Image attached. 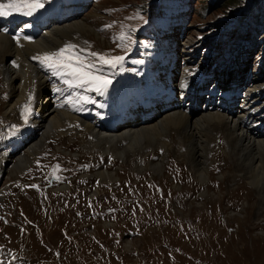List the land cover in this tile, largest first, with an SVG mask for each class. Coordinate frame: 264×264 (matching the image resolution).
Here are the masks:
<instances>
[{"label": "rangeland", "instance_id": "rangeland-1", "mask_svg": "<svg viewBox=\"0 0 264 264\" xmlns=\"http://www.w3.org/2000/svg\"><path fill=\"white\" fill-rule=\"evenodd\" d=\"M153 1L41 0L44 6L25 15L22 21L38 26L45 18H53L60 27L84 21L85 26L92 28L87 35L80 33L85 39L73 34L64 39L56 52L67 49L66 55L78 57L85 71L109 81L107 86L111 85L113 92L124 84L123 75L137 76L143 71L145 75L148 60L158 56L166 47L165 41L172 39L173 48L181 54L177 78L181 75L195 87L203 80L207 92L227 93L229 101L251 99L264 103V55L258 56L264 37L255 39L259 46L255 43V49L247 50L248 33L254 32L247 29L246 38L237 49L224 51L237 38L232 36L231 28L243 33L250 21L246 18L243 26L247 27H241V20L260 0H237L239 6L228 9L220 7L227 0H163L157 10L161 13L147 18L146 10ZM261 7L264 12V0ZM67 11L72 16L64 22L61 18ZM21 13L12 11L5 18L0 16V21L14 24L16 15ZM15 30L24 31L23 22ZM55 36L64 38L59 33ZM225 36L228 41H223ZM18 40L13 41L18 49L28 47L25 41ZM101 57L122 59L105 63ZM31 60L43 74L53 77L57 83L50 85L57 84L54 87L59 90L58 97L65 96L62 103H74L81 118L89 116L85 113L107 87L97 91L95 83L78 82L68 69L48 70L38 59ZM78 61L72 62L78 65ZM7 64L13 71L21 69L17 64ZM1 68L0 162L9 150L16 148L10 139L28 129L32 117H36L32 101L37 93L34 88L39 85L33 83L30 92H26L28 98L19 102L24 105L17 103L14 115L7 117L10 87ZM150 81L146 79L137 90V98L153 91ZM175 84L176 96L187 93L179 81ZM218 95L217 106L224 102L222 94ZM80 123L82 120L73 126L69 122L59 137L43 138L37 154L15 176L11 166L5 172L0 170V264H264V202L258 199L261 191L253 190L248 180L241 177L245 176L238 166L242 162L237 163L238 150L227 130L214 137L211 147H205L203 162L209 179L202 184L196 178L190 148L176 131L164 135V139H155L153 144L141 145L145 149L135 147L139 156L134 153L130 157L132 153L126 152L119 157V152H110L109 145L102 149L109 150L107 155L100 149L103 143L98 147L94 135L109 133L96 130L88 134ZM36 131L45 134L41 120ZM261 137L264 139L262 135L254 138ZM117 144L121 146L118 149H125V142ZM25 149L19 148L23 154ZM102 169L114 172L116 178L99 181L94 174ZM236 178L239 180L226 181ZM205 192L209 194L202 195Z\"/></svg>", "mask_w": 264, "mask_h": 264}, {"label": "bare ground", "instance_id": "bare-ground-1", "mask_svg": "<svg viewBox=\"0 0 264 264\" xmlns=\"http://www.w3.org/2000/svg\"><path fill=\"white\" fill-rule=\"evenodd\" d=\"M20 13V15H16L14 24L5 25L0 21V69L2 70L1 67L3 66V71L6 72V80L10 87V100L6 103L5 115L7 117L14 115V108L17 103L23 102L25 98L27 99L29 95L27 96L26 92L29 91V87L33 86V83L38 82L39 85H36L34 88L37 89V93L32 101L33 114L36 117L32 114L33 119H30V127L10 139L14 141V147L16 146V148L9 150L4 156V159L0 162V170L4 169L5 172L11 166L9 169L14 172L15 176L16 172L25 169L31 156L37 154L39 144L41 146L46 137L47 139L59 137L64 134L62 132L69 122L75 126L77 121L82 120L83 129L88 134L95 133L96 130L98 132L104 130L106 133H109V135L104 134L105 136L94 135L97 139L98 147L100 148V145L103 143L104 147L100 148L102 150L106 149L109 145L110 152H119V157H123L126 152L132 153L130 157L134 156V153L138 155L139 150H134L135 147L153 144L155 139H164V135H167L172 130L176 131L182 137L184 145L189 146L190 153L195 159V170L196 174H198H195L196 178H199L200 182L205 184L209 179V171H207L203 162L205 147L207 144L214 143V137H218L227 130L228 136L230 135L231 141L235 143L234 145H236L238 150L237 160H239L237 163L239 161L242 162L238 163V166L244 170L243 173L245 174V176L241 177H245L248 180L253 190L256 192L258 190L261 191L258 199L264 202V139L262 137L261 139L254 138L259 135L264 136V113L262 112V108L257 106L256 102L250 99L246 103L238 104L235 101H231L229 103L223 102L217 106L215 98L218 96V93L222 94L223 99L226 98V93H221V91L217 90L207 92L203 86V80L195 87L190 82L191 80L185 79L181 75L177 78L179 72L178 59L181 54L177 50L175 51L173 48L175 41L171 39L170 41H165L166 47H163L158 52V56L148 60L145 75L138 77L131 74L123 75L124 85L120 86L115 92H112V87L102 91L100 99L85 113V115L89 114V116H84L85 119L81 118L77 113L78 107L74 103L67 100L66 103L68 105L62 103L65 96L63 98L58 97L59 90L54 87L57 84L54 86L50 85V82H57L53 80V77L46 75V73L43 74L39 70L40 67L38 68L31 58L38 59L44 66L48 67V64L42 59L46 53L56 52V48L65 43L64 39L72 38L73 34H79L80 40L85 39L81 34L87 35L91 32L92 28L90 30L85 26L84 21L74 23L71 26L65 25L60 27L58 26L59 22L53 18H45L38 26H33L29 22L22 21V18H26L27 16L25 17L26 14L23 11H20ZM71 16L70 12L67 11L66 14H63L61 20L65 22ZM22 22L24 31H16L15 26ZM70 31L79 33H69ZM58 33L59 35H64V38H57L55 35ZM34 38L37 39L34 41ZM16 39L25 41L28 47L26 49H18L13 44V41ZM17 55L19 57L25 56V58L20 60ZM8 62L11 65L17 64L21 69L13 71L12 66L10 67L7 64ZM235 73H238V71ZM149 78L151 79L150 84H152L153 91L148 95L145 94L141 99L137 98V90ZM176 81L181 83V87L187 91L186 94L181 92L179 93V97L176 96L178 87V84H175ZM227 82L225 86H227ZM218 88L221 89L220 86ZM30 90L33 91L31 88ZM205 95L207 97L204 100ZM43 99L48 103L47 105H44ZM21 105H24V103ZM196 112H199V114H196ZM40 120L45 128V134H41V130L40 133L36 131V126L40 123ZM145 122L153 123L143 125ZM136 124L139 127H137L138 125L135 127ZM214 130H217L216 134ZM54 131L57 133L51 134ZM212 135L213 138H211ZM124 142L125 147L123 148L125 149H118L121 146L117 143L121 144ZM97 143L93 144V148ZM177 146H174V148L177 149ZM20 147L26 148L24 154L20 152ZM209 147L211 146L209 145ZM143 148L145 149V146L140 147V149ZM102 151L105 155L109 154V150ZM158 166L160 165H155L154 167ZM94 176L104 183L112 181L115 175L110 170L102 169L95 173ZM235 180L239 179L226 181L235 182ZM208 194L209 192H205L202 195L207 196ZM29 212L31 211L29 210ZM259 212L262 213V210Z\"/></svg>", "mask_w": 264, "mask_h": 264}, {"label": "snow or ice", "instance_id": "snow-or-ice-1", "mask_svg": "<svg viewBox=\"0 0 264 264\" xmlns=\"http://www.w3.org/2000/svg\"><path fill=\"white\" fill-rule=\"evenodd\" d=\"M44 5L41 0H8V3H0V16L10 15L12 11H23L26 15H32L38 8H42ZM8 9L9 11H5ZM72 46L69 45L68 48ZM67 49H61L59 52L46 53L43 56V61L48 64L50 68L61 67L68 69V74L80 83L93 82L97 85V91L102 87H106L109 81L102 79L99 76L92 75L91 72L85 71L82 63L78 61V57L66 55ZM93 55H96L93 53ZM78 61V65L73 64V60ZM105 63L119 62L122 57H114L111 59H105L101 57ZM27 108V105L25 106ZM30 110V109H29Z\"/></svg>", "mask_w": 264, "mask_h": 264}, {"label": "trees", "instance_id": "trees-1", "mask_svg": "<svg viewBox=\"0 0 264 264\" xmlns=\"http://www.w3.org/2000/svg\"><path fill=\"white\" fill-rule=\"evenodd\" d=\"M261 1V2H260ZM259 3L257 2L256 4H254L251 8V11L249 13V16H246L244 17L241 21V27H247V26H243V21L248 18V21H250V25L249 27H247L243 33H237L234 32V30L236 28H231L232 30V36H235L237 35V38L235 39L234 42H232V45L226 47L224 49V51L226 53H231L234 49H237L238 45L243 41L245 40L246 38V32H247V29L248 32L250 31V28L254 29V32H252V30L248 33V37H247V47L246 49H250V50H253L255 49V46L254 44L256 43L258 46H259V41H256L255 39H257L259 36H261L260 40L264 37V12L262 11V7H261V3L263 0H260ZM219 2V1H218ZM237 0H227L226 2H224L220 7H227L228 8H237V6H239ZM231 5V6H230ZM237 26V25H236ZM240 27V29H241ZM229 31V30H228ZM227 31V32H228ZM262 32V33H261ZM223 41H228V38L225 36ZM216 43V40L214 41L213 44ZM230 43H231V40H230ZM251 44H252V48H251ZM260 53H258V56H261V55H264V44L261 46V50H259ZM261 54V55H260Z\"/></svg>", "mask_w": 264, "mask_h": 264}]
</instances>
